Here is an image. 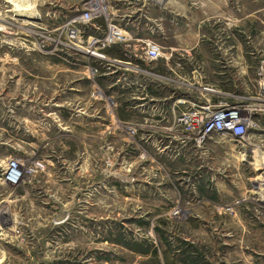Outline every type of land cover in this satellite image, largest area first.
I'll return each instance as SVG.
<instances>
[{
	"label": "rangeland",
	"instance_id": "1",
	"mask_svg": "<svg viewBox=\"0 0 264 264\" xmlns=\"http://www.w3.org/2000/svg\"><path fill=\"white\" fill-rule=\"evenodd\" d=\"M144 1L0 0V264H264V114L200 149L177 126L261 104L264 0Z\"/></svg>",
	"mask_w": 264,
	"mask_h": 264
},
{
	"label": "built area",
	"instance_id": "2",
	"mask_svg": "<svg viewBox=\"0 0 264 264\" xmlns=\"http://www.w3.org/2000/svg\"><path fill=\"white\" fill-rule=\"evenodd\" d=\"M72 35L74 34L72 33ZM123 40L124 35H122V31L114 28L111 42L117 43ZM99 44H101V41H99ZM162 58L166 59V57L162 56L161 48L158 45L149 44L147 46L145 60L156 62ZM257 97L256 100H259L261 104L251 108L245 107L240 103H219L215 105L209 100H204L205 102L193 105L177 120V126H181L183 133L186 135L179 140L180 144L190 143L194 148L200 149L206 145L213 135H222L226 138L240 141L245 139L248 130L257 127L251 114L246 117L244 113L248 111L252 115L264 114V59L261 61L259 67ZM161 150L166 151L168 149L162 147ZM19 165L17 160L9 161L4 173L7 183L15 186L21 183L22 170ZM37 166L42 169L44 168L41 164H37ZM175 214L178 213L175 212Z\"/></svg>",
	"mask_w": 264,
	"mask_h": 264
},
{
	"label": "crops",
	"instance_id": "3",
	"mask_svg": "<svg viewBox=\"0 0 264 264\" xmlns=\"http://www.w3.org/2000/svg\"><path fill=\"white\" fill-rule=\"evenodd\" d=\"M144 2L145 3L141 2V8H144V7H147L148 8V6L150 5L151 11H155L156 12V17L159 18V0H157V1L145 0ZM130 3L132 5V2H129L128 4H130ZM154 8H155V10H154ZM141 11H142V9H141ZM115 12H116V9H114V14H115ZM139 17L142 19V14ZM144 18H146V17H144ZM155 20H156V23H155V31L152 30V35L157 36V39L152 38V40L153 41H159V23H158L159 20H157V19H155ZM146 26H148V24H146Z\"/></svg>",
	"mask_w": 264,
	"mask_h": 264
},
{
	"label": "bare ground",
	"instance_id": "4",
	"mask_svg": "<svg viewBox=\"0 0 264 264\" xmlns=\"http://www.w3.org/2000/svg\"><path fill=\"white\" fill-rule=\"evenodd\" d=\"M90 45L92 46V47H90L91 50H92L93 47H95V49L98 48L100 44H99V41H98V40H95V41L92 40V41L90 42L89 46H90Z\"/></svg>",
	"mask_w": 264,
	"mask_h": 264
}]
</instances>
